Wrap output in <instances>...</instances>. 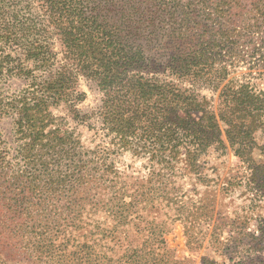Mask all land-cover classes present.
I'll return each mask as SVG.
<instances>
[{"label":"trees","instance_id":"trees-1","mask_svg":"<svg viewBox=\"0 0 264 264\" xmlns=\"http://www.w3.org/2000/svg\"><path fill=\"white\" fill-rule=\"evenodd\" d=\"M244 50L258 58L235 74ZM253 68L264 73V0H0V118L15 136L11 154L0 134V264L20 262L10 246L23 264H182L163 227L178 220L202 243L211 152L230 148L264 194ZM11 77L23 85L4 94ZM80 77L100 92L90 112ZM84 122L103 140L85 144ZM124 153L139 168H120Z\"/></svg>","mask_w":264,"mask_h":264},{"label":"rangeland","instance_id":"rangeland-1","mask_svg":"<svg viewBox=\"0 0 264 264\" xmlns=\"http://www.w3.org/2000/svg\"><path fill=\"white\" fill-rule=\"evenodd\" d=\"M53 46L57 52V57L60 58L62 46L56 37L53 38ZM251 51L249 50L247 54L245 50L243 51V61L236 67L235 74L247 71L245 66L258 58L256 54L251 58ZM249 70L255 73L251 77L255 87L264 90V73L256 74V68ZM22 85V81L11 77L3 82V93L8 94L16 91ZM79 89L85 92V98L77 105L78 108L83 112L94 110L99 104L100 98V92L96 85L92 81L80 77ZM201 91L214 99L216 107L218 92H212L208 88H202ZM95 121L93 118L89 123L93 126L97 125L98 123ZM70 125L74 126L76 124L71 122ZM77 128L82 132V140L85 144H88L91 139L96 142L103 140L101 135H99L101 133H94V129H89L85 122L77 125ZM0 134L12 154L15 148V136L13 135V123L10 116L0 118ZM255 135L258 146L253 150V156L256 161L264 164V154L260 150V146L264 145V132L257 131ZM207 161L209 164L214 165V173L218 177L216 179L217 183L212 189L214 200L211 227L202 239V243L197 245L190 242L188 229L185 224L178 220L170 224L167 223L163 227L165 231L162 235L167 250L173 258L181 261L182 264H207V260L208 264H264V241L263 245L260 244V247L251 250L250 262L246 261L243 263L241 260L239 261L242 256L241 253H243L239 249L241 246L246 249L249 248V244L255 242L259 237L264 239V194L257 190L255 184L247 182L249 175H241L244 170V163L233 154L230 148H227L225 154L211 152L207 156ZM139 164L140 162H133L128 153H124L117 162V165L122 169L129 165L139 168ZM229 183L231 186H229ZM182 184L190 187L187 178L183 180ZM198 196L200 195L198 194ZM225 216H228L229 219H222ZM211 229H214L216 236H218L216 242L210 236ZM10 248L9 251L11 250L10 252H12L15 259L20 260L19 263L15 262L14 264H23V247L18 246L14 250L13 247L10 246Z\"/></svg>","mask_w":264,"mask_h":264}]
</instances>
